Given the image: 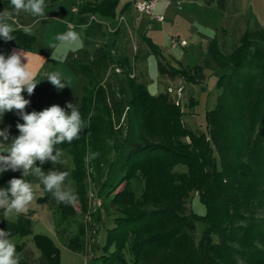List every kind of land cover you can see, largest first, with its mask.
<instances>
[{
  "label": "trees",
  "instance_id": "trees-1",
  "mask_svg": "<svg viewBox=\"0 0 264 264\" xmlns=\"http://www.w3.org/2000/svg\"><path fill=\"white\" fill-rule=\"evenodd\" d=\"M56 1L49 0L48 7ZM205 1L221 10L228 6V0ZM119 2H87L79 8L81 23L88 24L89 14L115 18ZM6 6L5 0H0V11ZM108 33L96 22L85 29V44L92 50V58L86 63L75 62L87 80L81 113L89 127L79 139L59 146L74 158L77 198L72 204H63L45 191L38 198L53 210L57 232L68 231V219L80 216L78 208L81 212L88 209L89 177L100 196L107 187L114 157L128 142L129 131L125 135L124 126L117 124L129 108L126 123L130 125L133 113L141 146L129 148L119 166L121 179L106 193L111 197L108 216L103 219L99 208L92 215L96 222L101 221L99 230L107 226V253L101 256L104 264H264V24L248 28L230 53L224 51L216 35L193 67L159 60L161 74L172 80L182 77L203 84L207 69L224 70L217 79L216 105L206 111V132L195 131L185 121L166 91L153 95L144 80L129 76L133 68L128 33L117 28L110 43L106 41ZM15 36L17 40H8L12 45L32 47L33 36L22 31ZM139 36L149 52L161 56L150 38L143 33ZM113 63L120 65L129 79L130 100L118 84V76L105 81ZM47 94L48 85L42 79L28 96L31 111L49 107ZM4 117L15 127L23 123L19 115ZM92 154L94 158L85 162ZM49 163L43 164L45 171ZM179 166L186 170H177ZM21 176L22 169L7 170L0 176V187ZM133 180L142 184L140 195L133 189ZM194 197L204 204L205 214L189 206ZM2 213L0 209V229L12 234L20 264H61V250L55 241L34 232L33 210L15 214L14 219ZM199 222L204 229L198 237ZM96 234L93 232L94 238ZM96 238L89 249L85 224L80 220L68 247L80 253L94 251ZM110 246L114 250L109 252Z\"/></svg>",
  "mask_w": 264,
  "mask_h": 264
},
{
  "label": "rangeland",
  "instance_id": "rangeland-1",
  "mask_svg": "<svg viewBox=\"0 0 264 264\" xmlns=\"http://www.w3.org/2000/svg\"><path fill=\"white\" fill-rule=\"evenodd\" d=\"M89 1L93 0H57L53 6L48 7L47 19L43 20L42 24L37 25L35 35H31L34 37L32 47L23 49L24 53L29 57V63L36 60L41 62L40 71L38 73L39 78L49 71H59L71 81L72 86L67 85L68 88L64 87L62 90H59L48 79H44L46 84L53 91V94H48L50 98L49 106L59 104L61 107H66L68 102H78L82 111L83 86L87 84V80L82 75L75 61L86 63L91 59L92 53L91 49L85 44V29L78 24L80 14L74 13L73 7L77 6L81 8ZM131 1L132 0H120L116 10L117 16L115 18L97 16L106 19L111 24L112 21L117 18L118 25V17L121 14L120 11L122 7L125 3ZM164 3L160 2L157 10L159 11L160 8L170 9V13L167 11L165 12L166 23L164 22V27L161 26V23L156 21H153L154 23L151 26V29L155 30L154 33L157 41L159 40V44L153 43L158 47L161 56L149 52V49L141 45L142 49L138 52L136 59V78L144 80L150 93L153 95L165 92L167 86L173 85L172 79L161 74L158 65L159 60H162L164 63L167 62L170 65L193 67L200 63L202 56L207 53L209 41L216 35L219 36L224 51L230 53L239 44L242 34L248 28H254L258 24H264V0H228L226 10L218 9L216 6H210L205 0H171L169 5L166 3L168 7H165ZM178 4L180 6H178ZM179 7L184 9L187 7V15L180 13L179 16H177L176 10H179ZM23 14L24 13H21L20 16L17 17L18 22L25 25L31 24L32 18ZM146 18L149 19L148 17ZM71 22L74 24L71 27L79 34V39L71 43L56 42L55 36L58 33L66 31ZM145 30L150 31L149 28ZM178 35L188 41V46L186 48H181L169 41V36ZM49 44H55V49L48 46ZM10 45L12 44L8 40L6 41L0 38V53L6 56L10 55ZM128 49L130 50L129 44ZM173 57L177 59V63L174 61ZM178 59H181L183 62ZM184 61L186 63H184ZM22 62L26 63V58H24ZM223 71L224 70L219 68L207 69L205 71L206 79L203 84L194 81L186 82V90L183 97V105L185 108L184 111H182L181 108L180 110L184 114L185 121L197 132H206L207 130L206 111L213 109L216 105L217 96L219 94V90L216 86L217 79ZM119 81L126 99L130 100L131 88L128 77L122 74L119 76ZM23 95L26 98V94ZM26 99H28V97ZM25 110L29 113L31 112L29 104L26 106ZM6 115L14 116L19 114L17 110L13 109L7 112ZM0 127L9 130L10 139L19 135V130L5 117L3 123H0ZM128 131V142L119 150L118 154L115 155L108 185L101 196L100 193H98L97 187L94 186L93 181L89 177L87 194L89 202L88 209L85 212H81V209L78 208L77 211L80 212V216L68 219L71 226L66 233L49 235L46 229L42 232V234L49 235L60 248L61 264H104L101 256L107 253L104 249L107 226H103L99 230L101 221L96 222L91 216V219L86 222L85 216L89 211L90 196L92 193L96 197L101 198L102 205L99 209L101 210L102 218L105 219L108 216V211H106V209L109 207L111 197H108L106 193L111 185H116L121 179L122 173L119 170V166L123 163L129 148L134 143H139L138 128L133 113L130 115ZM64 153L67 158V166L70 169L68 180L71 182V187L76 195V183L72 173L74 158L71 153L65 151ZM49 170L64 171L66 167L63 164L53 165L50 161ZM177 170L185 171L186 167L179 166ZM132 186L135 193L140 195L142 184L138 180H133ZM190 205L193 206V209L198 214H205L206 208L199 198L194 197L191 199V204L189 202V206ZM8 217L14 219L15 214H8ZM80 220L85 224V236L87 240L89 239V249L91 244H95L96 237L94 238L92 234L97 231V247L94 251L90 250L80 253L71 251L68 247L69 238L72 234L77 232ZM107 225L112 227L113 224L107 221ZM42 227L43 226H41L39 222L36 229L39 230ZM203 229L204 224L199 222L198 237L201 235ZM30 246L35 250L36 254L39 255V250L36 248L35 244L30 242ZM112 250H114V246H110L109 252Z\"/></svg>",
  "mask_w": 264,
  "mask_h": 264
},
{
  "label": "clouds",
  "instance_id": "clouds-1",
  "mask_svg": "<svg viewBox=\"0 0 264 264\" xmlns=\"http://www.w3.org/2000/svg\"><path fill=\"white\" fill-rule=\"evenodd\" d=\"M5 2L7 6L0 11V38L6 41L16 39L17 31L35 35L37 25L47 19L49 0ZM21 13L30 16L32 23L20 24L17 17ZM78 39L79 34L71 26L55 36V41L59 43H71ZM48 46L56 47L55 44ZM24 58L26 63L22 62ZM45 78L59 90L71 85L69 78L59 71H49L37 78V72L29 67L26 53L14 51L7 56L0 53V123H3L5 114L13 109L23 120L16 125L19 135L11 139L9 130L0 127V176L9 169H22L20 178H12L5 187H0V209H3L2 215L7 219L8 214L19 216L27 213L41 188L51 193L59 203L72 204L77 198L68 180L70 169L67 158L59 146L79 139L89 123L82 117L78 102H68L66 107L53 104L30 113L25 110L30 100L23 93L26 91L31 96L40 80ZM94 155L86 157L85 162ZM48 161L53 165L63 164L66 170L45 171L43 164ZM11 237L8 230L0 229V264H20L21 256Z\"/></svg>",
  "mask_w": 264,
  "mask_h": 264
},
{
  "label": "built area",
  "instance_id": "built-area-1",
  "mask_svg": "<svg viewBox=\"0 0 264 264\" xmlns=\"http://www.w3.org/2000/svg\"><path fill=\"white\" fill-rule=\"evenodd\" d=\"M159 2H166L167 4H170L169 0H136L134 1V9L136 11V15L132 19L128 18V16L124 13L120 14L118 17V26L114 28L109 21L106 19H102L98 17L96 14H89V22L87 26L91 22H96L99 24H102L104 28L109 32H116L117 28L122 27L126 30L128 33V39H129V47L130 52L132 55V68L133 70L130 72L129 76L131 78H135L137 76L136 74V56L138 52L141 49V39L139 36V24L140 20L143 15H148L151 20L153 21H159L162 22L165 19V16L163 14H159L156 12V7ZM74 13H79V7L75 6L73 7ZM70 26H73L72 23H70ZM172 44L180 43L181 45H186L187 40L180 39L178 36L171 38ZM123 74V68L113 63L107 72L106 80H112L115 79L117 76H120ZM186 90V81L184 78L179 77L175 81H173V85H169L166 88V92L173 98L174 103L181 108L182 111H184L185 106L183 105V97ZM118 96L120 94L118 93ZM127 108L121 118V122L117 124L118 127L124 126L125 135L128 132L129 126L127 121ZM90 207L89 211L87 212L85 216V221L88 222L91 219L92 214L102 205L101 198L96 197L93 193L90 196Z\"/></svg>",
  "mask_w": 264,
  "mask_h": 264
},
{
  "label": "crops",
  "instance_id": "crops-1",
  "mask_svg": "<svg viewBox=\"0 0 264 264\" xmlns=\"http://www.w3.org/2000/svg\"><path fill=\"white\" fill-rule=\"evenodd\" d=\"M134 1L136 0H132L131 2H127L129 5L126 9V11L124 12V14H126L128 16V18L132 19L134 17V15H136V11L134 9ZM171 1V0H170ZM125 3L124 6L127 4ZM160 3V2H159ZM158 3V4H159ZM164 3V2H163ZM158 4H157V7H156V12L159 13V14H163L165 16V12H169L170 9L166 8H160L159 11L158 10ZM187 4V2H186ZM165 7H168L166 3H164ZM172 5V4H171ZM123 6V7H124ZM178 6H180L178 4ZM210 6H216V5H210ZM218 8V7H217ZM179 10H176V14L177 16H179L180 13L184 14V15H187V7L184 9L182 7H179L178 8ZM219 9V8H218ZM178 11V12H177ZM170 13V12H169ZM122 14V13H121ZM23 15H27V14H23ZM146 17H148L149 19H147ZM158 23H161V26L164 27V22L166 23V16H165V19L164 21L162 22H159V21H156ZM73 24V22H71ZM116 23V24H115ZM145 23V25H144ZM153 20H151V18L148 16V15H143L141 20H140V24H139V29H138V32L139 33H143L145 34L146 37L150 38L153 42H155L156 44H159V40L157 41V38H156V35H155V30L151 29V26L153 25ZM22 24V23H20ZM78 24L80 26H83L84 29H86L87 25H84L83 23H81V18L79 16V22ZM163 24V25H162ZM74 25V24H73ZM112 26L114 28H116L118 25H117V18L112 21ZM146 28H149L150 31H147L145 30ZM150 32V33H148ZM109 36L107 37V42H112V40L114 39V34L115 32H111V33H108ZM168 37V36H167ZM172 37H176V36H169L168 39L169 41H171V38ZM178 37L180 39H184L186 40L185 38H181L180 35H178ZM141 39V38H140ZM129 44V43H128ZM141 45H143L145 48L148 49L147 45L145 43H143L141 41ZM176 45L180 46L181 48H186L188 46V41H187V44L186 45H181L180 43H177ZM88 47V46H87ZM24 48H21L19 46H15V45H10V51H11V54L15 51V52H22L24 53ZM142 49V48H141ZM177 49V48H176ZM175 49V50H176ZM224 49V48H223ZM129 50V49H128ZM142 51V50H141ZM91 53H92V50H91ZM129 53H130V50H129ZM92 58V57H91ZM174 58V61L177 63V59ZM180 61H182L181 59H178ZM183 62V61H182ZM184 63H186L184 61ZM29 67L32 68L34 71L37 72V78H39V71H40V67H41V62L39 60H36V61H31L29 63ZM118 84L120 85V81H119V76H118ZM175 81V80H173ZM65 87L68 88V86L66 85ZM23 94H26V98L29 96V94L25 91ZM48 94H53V91L50 89V87L48 86ZM47 94V95H48ZM49 95H48V104H50V98H49ZM43 195V189L41 188L38 192H37V197L36 199L33 201V203L30 205L29 207V211L30 210H33L34 211V215H33V228H34V232L35 233H42L44 232V230L46 229L47 230V234L51 235V234H55L57 233L59 235V232H57V228H56V225H55V216H54V213H53V210L51 209V207L49 206L48 203H44V202H39L38 201V198L40 196ZM39 222L41 223V226H43L41 229H36L37 225L39 224Z\"/></svg>",
  "mask_w": 264,
  "mask_h": 264
},
{
  "label": "water",
  "instance_id": "water-1",
  "mask_svg": "<svg viewBox=\"0 0 264 264\" xmlns=\"http://www.w3.org/2000/svg\"><path fill=\"white\" fill-rule=\"evenodd\" d=\"M133 146H141L140 143H134Z\"/></svg>",
  "mask_w": 264,
  "mask_h": 264
}]
</instances>
